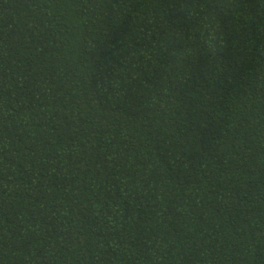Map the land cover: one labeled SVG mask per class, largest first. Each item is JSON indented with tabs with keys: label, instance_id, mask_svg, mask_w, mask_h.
Returning a JSON list of instances; mask_svg holds the SVG:
<instances>
[{
	"label": "trees",
	"instance_id": "trees-1",
	"mask_svg": "<svg viewBox=\"0 0 264 264\" xmlns=\"http://www.w3.org/2000/svg\"><path fill=\"white\" fill-rule=\"evenodd\" d=\"M0 264H264L261 0H0Z\"/></svg>",
	"mask_w": 264,
	"mask_h": 264
},
{
	"label": "clouds",
	"instance_id": "clouds-1",
	"mask_svg": "<svg viewBox=\"0 0 264 264\" xmlns=\"http://www.w3.org/2000/svg\"><path fill=\"white\" fill-rule=\"evenodd\" d=\"M208 3H210V0H208ZM261 6H264V0H261ZM210 25V22L209 21H207V20H204L203 22H202V24H201V28L202 29H205L207 26H209ZM205 34H207L206 32H205Z\"/></svg>",
	"mask_w": 264,
	"mask_h": 264
}]
</instances>
